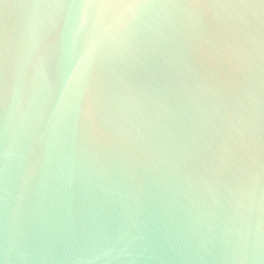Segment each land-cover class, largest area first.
Returning <instances> with one entry per match:
<instances>
[{
    "label": "water",
    "instance_id": "95a60500",
    "mask_svg": "<svg viewBox=\"0 0 264 264\" xmlns=\"http://www.w3.org/2000/svg\"><path fill=\"white\" fill-rule=\"evenodd\" d=\"M0 264H264V6L0 0Z\"/></svg>",
    "mask_w": 264,
    "mask_h": 264
},
{
    "label": "snow or ice",
    "instance_id": "6c2138e0",
    "mask_svg": "<svg viewBox=\"0 0 264 264\" xmlns=\"http://www.w3.org/2000/svg\"><path fill=\"white\" fill-rule=\"evenodd\" d=\"M153 0H88L89 5L94 6H105V7H126L139 9L147 4L152 3ZM195 3L199 4H209V3H232L242 7H248L259 3L264 6V0H193Z\"/></svg>",
    "mask_w": 264,
    "mask_h": 264
}]
</instances>
